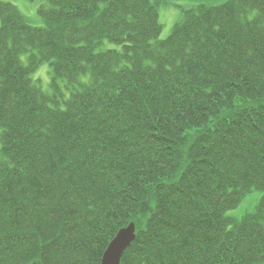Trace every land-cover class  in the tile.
Masks as SVG:
<instances>
[{"label":"trees","instance_id":"obj_1","mask_svg":"<svg viewBox=\"0 0 264 264\" xmlns=\"http://www.w3.org/2000/svg\"><path fill=\"white\" fill-rule=\"evenodd\" d=\"M44 1H0V264H100L130 222L120 264H264V0L161 40L167 0Z\"/></svg>","mask_w":264,"mask_h":264},{"label":"rangeland","instance_id":"obj_2","mask_svg":"<svg viewBox=\"0 0 264 264\" xmlns=\"http://www.w3.org/2000/svg\"><path fill=\"white\" fill-rule=\"evenodd\" d=\"M9 2L17 7V9L24 14L29 21L34 25H42V22L38 16L37 10L40 6L46 5L44 0H0ZM226 0H167L165 4L158 8V21L162 24V30L157 40L166 38L174 25L180 18L181 11L188 9L189 7L196 5H218ZM105 47H113V44L106 43ZM24 59V58H22ZM50 68L47 63H42L39 68L32 74V78L40 85L43 90H48V83L50 80ZM85 79V78H84ZM62 88L64 87L63 84ZM64 89V88H63ZM66 96L69 95L70 91L64 89ZM264 102V98L260 100ZM263 192L260 190H253L252 192L245 195L239 204L225 213L227 216L240 218L247 212H251L255 209L258 204Z\"/></svg>","mask_w":264,"mask_h":264},{"label":"water","instance_id":"obj_3","mask_svg":"<svg viewBox=\"0 0 264 264\" xmlns=\"http://www.w3.org/2000/svg\"><path fill=\"white\" fill-rule=\"evenodd\" d=\"M135 239V226L130 222L127 226L119 229L112 240L108 243L100 264H120L124 251Z\"/></svg>","mask_w":264,"mask_h":264}]
</instances>
